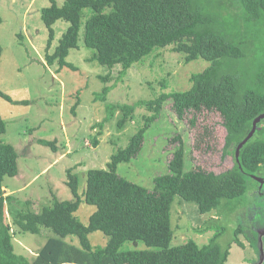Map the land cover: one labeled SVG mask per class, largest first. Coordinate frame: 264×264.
<instances>
[{"label":"trees","instance_id":"obj_1","mask_svg":"<svg viewBox=\"0 0 264 264\" xmlns=\"http://www.w3.org/2000/svg\"><path fill=\"white\" fill-rule=\"evenodd\" d=\"M51 1L42 10L50 30L46 54L50 65L58 63L60 69L67 66L76 70L67 58L79 47L84 20V44L95 50L91 59L110 69L120 65L119 78L136 63L169 46L183 54L187 63L204 59L210 65L191 76L189 90L163 92L155 99L133 104H108V116L100 126L120 112L118 126L123 129L134 120L139 107L151 115H145L144 126L126 148L111 156L106 169L88 170L84 198L79 193V176L71 169L67 184L73 200L54 196L52 202L35 211L32 201L7 195L5 178L19 174V154L0 139V264H226L233 244H243L239 238L242 227L225 247L218 242L225 229L216 231L203 246L194 239L173 245L172 208L175 202L183 201L196 205L202 215L215 212L216 216L198 229L206 233L215 229L223 215L237 210L249 190V180L260 185L257 177L264 168V119L238 154L237 149L252 131L255 119L264 114V0H64L62 5ZM59 20L70 25L51 54L53 25ZM2 22L0 15V25ZM2 54L0 42V70ZM110 78L102 77L104 82ZM113 88L106 85L96 99L106 100ZM0 96L14 104H29L14 100L1 89ZM168 104L182 121L194 115L192 125L197 113H218L226 131L221 157L233 155V165L219 173L195 166V153L189 155L185 140L178 134L171 138L179 145L172 151L168 172L156 175L151 187L120 175L118 165L139 157L146 132ZM6 132L7 122L0 113V136ZM205 132L197 149L210 146ZM40 141L57 150L55 141ZM95 143H99L97 138ZM83 201L97 207L88 225L76 216ZM9 216L23 231L40 233L45 227L53 232L33 261L15 251ZM96 231L109 237L105 246L93 247L89 235ZM75 237L79 245L67 240ZM127 241H143L146 247L123 250Z\"/></svg>","mask_w":264,"mask_h":264},{"label":"rangeland","instance_id":"obj_2","mask_svg":"<svg viewBox=\"0 0 264 264\" xmlns=\"http://www.w3.org/2000/svg\"><path fill=\"white\" fill-rule=\"evenodd\" d=\"M57 1L60 5L64 3V0ZM51 4V0H0V15L3 17L0 25L3 47L0 89L14 100L29 101V104H14L0 96V113L7 122V132L0 139L16 148L20 169L17 176L5 178V191L22 201H32L35 211L52 202L54 196L60 200L74 199L67 184L69 169L78 174L79 193L84 198L88 170L106 169L111 156L126 148L131 137L144 126L145 115H151L145 107H139L134 120L127 122L123 129L118 126L122 117L120 112L100 126L108 116V104H133L139 100L155 99L163 92L189 90L192 87L191 76L210 65L204 59L187 63L183 54L169 46L136 63L124 78H119L120 65L110 69L91 59L95 50L84 44V20L79 47L71 50L67 58L76 70L67 66L60 69L58 63L50 65L46 59L50 30L42 19V10ZM69 25L64 20L53 25L55 36L49 53L56 50ZM107 75L111 78L104 82L102 77ZM106 85L114 86L107 99H96ZM76 103L78 106L74 112ZM193 116L189 114L182 121L168 104L159 120L146 132L139 157L120 163L118 173L151 187L156 175L168 172L172 151L179 145L171 138L178 134L185 140L189 155L195 153V166L217 173L229 169L234 159L233 155L225 159L221 157L226 131L219 114L197 113L195 125L190 122ZM204 132L210 146L197 149L202 146L201 133ZM42 139L55 141L57 150L42 144ZM258 178L264 180V168L259 171ZM249 185L237 210L223 215L215 229L206 233H200L198 229L204 228L206 220L215 217L216 213L202 215L192 203L175 202L172 208L175 231L172 244L180 245L194 239L203 246L210 242L216 231L225 229L218 239L225 247L241 226L239 238L243 244H233L226 264H264V234L261 235L264 232V183L257 186L249 180ZM96 209V206L83 201L76 216L88 225ZM9 220L13 223L15 251L33 261L49 237L54 235L53 232L45 227L40 233L23 231L14 225L11 216ZM89 237L93 247L105 246L109 240L102 231L93 232ZM67 240L79 245L77 237L73 241L71 238ZM145 247L143 241H127L122 249Z\"/></svg>","mask_w":264,"mask_h":264},{"label":"water","instance_id":"obj_3","mask_svg":"<svg viewBox=\"0 0 264 264\" xmlns=\"http://www.w3.org/2000/svg\"><path fill=\"white\" fill-rule=\"evenodd\" d=\"M264 119V114L260 115L259 117H257L253 123V128L252 131L250 132V134L248 135V137L242 142L240 143L238 149H237V154L239 153L241 147L256 133L257 131V125L258 123ZM257 179L260 181L261 184L264 183V180L262 178H258ZM264 234V233H263Z\"/></svg>","mask_w":264,"mask_h":264},{"label":"crops","instance_id":"obj_4","mask_svg":"<svg viewBox=\"0 0 264 264\" xmlns=\"http://www.w3.org/2000/svg\"><path fill=\"white\" fill-rule=\"evenodd\" d=\"M260 232H262V231H260ZM263 233H264V232H262L261 235H262Z\"/></svg>","mask_w":264,"mask_h":264}]
</instances>
